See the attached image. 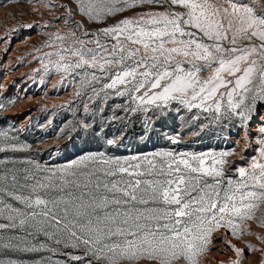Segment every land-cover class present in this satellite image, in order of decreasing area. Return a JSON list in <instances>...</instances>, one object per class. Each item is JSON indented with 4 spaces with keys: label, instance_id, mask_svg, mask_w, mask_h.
<instances>
[{
    "label": "snow or ice",
    "instance_id": "6c2138e0",
    "mask_svg": "<svg viewBox=\"0 0 264 264\" xmlns=\"http://www.w3.org/2000/svg\"><path fill=\"white\" fill-rule=\"evenodd\" d=\"M27 2L47 8L51 0ZM57 6L64 11L53 19L64 28L48 33L42 46L53 51L37 57V73L54 71L61 83L78 84L75 95L98 102L97 111H103L99 102L120 98L115 107L127 115L190 114L185 124L197 136L233 120L241 128L258 122L255 141L244 138L256 155L232 160L237 141L219 151L89 154L64 167L30 159L16 167V160L2 157L0 264H26L12 257L43 252L64 259L41 256L34 264H201L221 229L217 238L236 257L228 264H247L252 252L264 257V248L250 241L239 247L227 239L251 235L264 243V0H69ZM138 8L88 29V21L103 23ZM18 25L11 31L55 26ZM150 123L149 117L145 129ZM0 137V153L28 147H18L7 132ZM168 139L183 143L179 135Z\"/></svg>",
    "mask_w": 264,
    "mask_h": 264
},
{
    "label": "rangeland",
    "instance_id": "374dc122",
    "mask_svg": "<svg viewBox=\"0 0 264 264\" xmlns=\"http://www.w3.org/2000/svg\"><path fill=\"white\" fill-rule=\"evenodd\" d=\"M45 3H48V0H45ZM65 3H69V0H51L46 10L49 11L51 16L53 14L59 16L64 10L57 5ZM28 5L27 0H19V2L17 0H0V9H9L8 16L11 23L20 18V12H27ZM139 11H141L139 8L136 10L130 9L103 23L88 21L87 26L89 31H94L98 27L115 23L123 16L134 15ZM13 13L17 14L15 18H13ZM75 18L81 20L82 16L77 14ZM52 20L54 23H60L53 18ZM63 26L62 24V29ZM17 27H19L18 22ZM25 31L26 29H20L18 35H22ZM47 38L48 35L45 40ZM45 40L41 41L42 45ZM49 51H53V49L42 47L43 53ZM42 52L37 57H42ZM37 57L28 64L29 67H27L23 79L27 80L32 91L38 90L42 94L43 101L36 104L34 107L36 114L32 115L25 125L16 122L10 116L17 105V97L14 94H4L0 91V103L5 105V108L0 110V132H7L10 138L14 137L13 142H16L18 147L28 146L26 150L10 151L6 154L0 153V158L7 156L16 160V167H20V161L26 159H30L41 166L64 167L72 161L89 154L125 158L168 149L197 152L207 149L219 151L236 147L235 142L237 141L239 142V146L236 147L238 154L231 157L232 160L240 161L243 156L256 155L253 149H246L244 142L245 137L253 142L255 141V133L259 125L254 132L251 131V128L256 122H253L250 126L244 125L241 128L239 122L233 120L224 128L212 125L197 136L194 134L196 130L189 129L185 124V120L190 114L165 111L164 113L156 112L155 114L149 112L147 114L134 113L127 115L115 107L116 104L123 103L120 98L109 99L106 103L99 102L103 107V111H97L95 109L98 102L95 100L87 101L83 97L75 95L80 90L78 84H73L70 79H65L64 83H61L62 77L54 71L46 74L41 70L37 73L35 69L41 68ZM1 71H3L2 61H0ZM16 86L17 83L14 90ZM85 103L88 104V111H84ZM32 111L33 109L29 110L27 114ZM149 117L151 123L145 129V121ZM85 124H88L89 127H84ZM176 135H179L183 143L179 145L171 143L168 137ZM109 139H115L118 143L109 145L107 143ZM2 143L3 137H0V144ZM222 230L225 229H221L219 232ZM9 234L4 233L5 236ZM216 234H213V239ZM216 252V248L211 245L210 250L201 257V264L204 258L217 261L214 257ZM41 256L46 259L50 257L53 260L64 259L61 255H51L48 252L40 254L18 253L12 258L24 260L26 264H34Z\"/></svg>",
    "mask_w": 264,
    "mask_h": 264
},
{
    "label": "bare ground",
    "instance_id": "6f19581e",
    "mask_svg": "<svg viewBox=\"0 0 264 264\" xmlns=\"http://www.w3.org/2000/svg\"><path fill=\"white\" fill-rule=\"evenodd\" d=\"M34 8H39L40 12L44 14L39 15L32 12L31 9ZM26 11L27 15H21L18 20L11 23L8 16L9 9H0V61L3 63V71L0 72V91L4 94H14L17 97V105L14 107L10 116L22 125H25L29 118L36 114L34 110L36 104L43 101L42 94H40L38 90L32 91L27 80L23 79V75L27 67H29L28 64L42 52L43 46L41 41L45 40L48 33L54 32L57 29H62V23H54L52 20L54 14L51 16L43 5L29 3ZM19 21H38L41 25H43L45 21H50L55 26L26 29L22 35H18V31H11V29L16 28L17 22ZM36 49H40V52H36ZM16 83L17 86L14 90ZM32 109L33 111L27 114V112ZM258 125V122L254 123L251 131H256ZM254 227L258 228L256 225H254ZM257 230L259 231V229ZM225 231L226 230H222L218 232L212 241V246L217 250L214 254L217 261L204 258L205 260L203 259L202 264H221V262L228 264L231 259L236 258L233 250L221 239L217 238ZM227 239L231 240L232 243L237 244L239 247H245V242L250 241L258 248H264V243H262L258 237L251 235H245L239 240L228 235ZM262 260H264V257H261L258 252H252L247 256V264H261Z\"/></svg>",
    "mask_w": 264,
    "mask_h": 264
}]
</instances>
